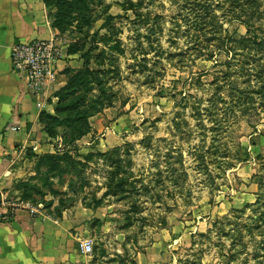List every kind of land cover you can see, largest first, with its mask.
<instances>
[{"label":"rangeland","instance_id":"rangeland-1","mask_svg":"<svg viewBox=\"0 0 264 264\" xmlns=\"http://www.w3.org/2000/svg\"><path fill=\"white\" fill-rule=\"evenodd\" d=\"M47 19L60 153L25 197L81 199L95 264H264V0H49Z\"/></svg>","mask_w":264,"mask_h":264},{"label":"crops","instance_id":"crops-1","mask_svg":"<svg viewBox=\"0 0 264 264\" xmlns=\"http://www.w3.org/2000/svg\"><path fill=\"white\" fill-rule=\"evenodd\" d=\"M48 1L0 0V196L7 205L1 209L5 217L0 220V264H95L93 251L83 252L93 213L82 200L45 194L39 201L24 193L36 183V156L60 153L41 115L66 62L61 50L57 82L40 99L13 71L10 49L15 44L54 40ZM85 138L77 146L82 147ZM104 140L106 145L101 144ZM109 140L93 144L98 141L96 147L103 153L113 146ZM97 212L95 219L101 220Z\"/></svg>","mask_w":264,"mask_h":264},{"label":"built area","instance_id":"built-area-1","mask_svg":"<svg viewBox=\"0 0 264 264\" xmlns=\"http://www.w3.org/2000/svg\"><path fill=\"white\" fill-rule=\"evenodd\" d=\"M10 57L13 71L24 77L30 92L40 99L56 84L60 71L58 62L61 58V51L55 40H35L15 44L10 49ZM5 207L7 205L0 196V220L5 217L1 213V209ZM92 251L91 242L84 243L83 252L91 254Z\"/></svg>","mask_w":264,"mask_h":264},{"label":"trees","instance_id":"trees-1","mask_svg":"<svg viewBox=\"0 0 264 264\" xmlns=\"http://www.w3.org/2000/svg\"><path fill=\"white\" fill-rule=\"evenodd\" d=\"M204 20H205V19H204ZM77 140H80V137H79Z\"/></svg>","mask_w":264,"mask_h":264}]
</instances>
